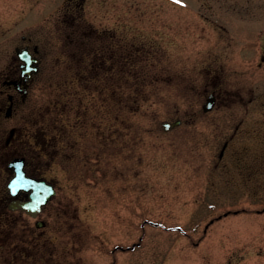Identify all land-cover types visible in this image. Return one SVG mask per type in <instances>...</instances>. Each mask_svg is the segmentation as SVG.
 Segmentation results:
<instances>
[{
  "label": "rangeland",
  "instance_id": "rangeland-1",
  "mask_svg": "<svg viewBox=\"0 0 264 264\" xmlns=\"http://www.w3.org/2000/svg\"><path fill=\"white\" fill-rule=\"evenodd\" d=\"M22 36L49 44L28 110L57 102L70 148L33 159L55 212L38 238L0 223V264H264V0H0V44ZM127 44L131 64L110 59ZM65 45L87 62L103 47L101 76ZM6 158L0 218L19 216Z\"/></svg>",
  "mask_w": 264,
  "mask_h": 264
},
{
  "label": "flooded vegetation",
  "instance_id": "flooded-vegetation-1",
  "mask_svg": "<svg viewBox=\"0 0 264 264\" xmlns=\"http://www.w3.org/2000/svg\"><path fill=\"white\" fill-rule=\"evenodd\" d=\"M47 48H49V44H34L30 38H25L24 36L20 37L17 41H9V44H0V150L4 151V154L7 157L6 160L9 159L4 170L11 173L9 177L11 178L13 173L8 166L13 160H18L22 165L25 177L36 181H43L50 185L55 192L51 199L43 207H41L39 212L35 214V217L27 215L20 209H8V205L12 200L25 202L28 199V192L18 190L14 197L7 196L5 204L6 213L11 215L17 213L19 216L0 218V223H8L9 225L18 224L19 229L21 228L30 231L37 238L38 236L41 237L43 231L50 225V223L42 219V214L47 213L46 208L49 206V219H52V212H55L52 200L57 195L58 187L55 180H48L42 177L41 174H39L41 171L39 163L36 162L33 165L32 161L33 159H36L40 162L41 160L48 159L47 162L49 163L47 164H51L55 157L60 155L59 153L68 156L66 151L70 148L69 137L71 134L67 129L68 122L64 123L62 121V112L55 111V108L59 107L57 102L53 101L51 104H48V107L50 108L43 115L46 117L48 115L47 113L52 112L50 113L52 119L50 118L46 120V118L41 117L42 119L35 120L34 116L32 117L31 112L28 110V103L34 96V83L36 78L43 72L42 64L45 61V49ZM51 48L53 49V44H51ZM66 48L67 47L65 45L62 52H64L63 54L66 59V64H71V61L76 56L71 57L74 53L70 52L69 49ZM257 48L259 50L258 69H260L264 64L263 40L258 42ZM101 49L104 48H95L91 51L92 56L89 55L92 58L91 62L86 61L85 54H81V56L80 53L77 54L76 62L80 65L86 66L87 69L90 68L91 70L88 73L83 72L82 74L87 76L88 81L95 78L98 79L101 76L100 72L102 64L109 60L108 57L105 56V52H102ZM109 53L110 59L116 53L115 56H117V61L124 60L125 64H131L133 62V44L132 46H128L127 44L125 50L121 53H118V51L114 52L113 49L110 48ZM89 64L90 67H87ZM74 79L77 80L78 78ZM208 95L213 96V107H215V95L212 93ZM259 98V124L260 127L261 125L264 127V116L261 117V113L262 115L264 114V94H260ZM259 167H262L261 163L259 164ZM57 218L59 217H53V219ZM25 220L26 223L24 224L26 225L23 226L22 223L25 222ZM27 221L33 223L34 229ZM36 223H39L40 226L37 227ZM35 231L42 233L35 235Z\"/></svg>",
  "mask_w": 264,
  "mask_h": 264
},
{
  "label": "water",
  "instance_id": "water-1",
  "mask_svg": "<svg viewBox=\"0 0 264 264\" xmlns=\"http://www.w3.org/2000/svg\"><path fill=\"white\" fill-rule=\"evenodd\" d=\"M213 105H214V98L212 95H209L206 98L205 103L202 105V111L207 112V111L211 110ZM179 123H180L179 120H176L174 122H163L162 128L164 131H168V130L172 129L173 127L179 125ZM225 145L226 144L223 145V149H224ZM221 154H222V152H220L219 156H221ZM9 168L11 170H13L15 175H16L14 178H12L10 180V182L7 185L8 189L10 190V194L14 195L15 188L18 187V184L21 181L25 182V183L27 182L26 187H28V186L32 187V188H30L32 190V193L30 192L28 201H26V202L12 201L9 204L8 208L11 210L22 209L27 214L34 217L36 212L39 211L41 205H43L44 203H46L50 199L51 195L53 194V190L50 187H47L43 183H40V182L25 181L23 179L21 180V178H23V176H22L23 173L20 170L21 166L16 161L11 162L9 164ZM40 224L36 223V226H40Z\"/></svg>",
  "mask_w": 264,
  "mask_h": 264
},
{
  "label": "trees",
  "instance_id": "trees-1",
  "mask_svg": "<svg viewBox=\"0 0 264 264\" xmlns=\"http://www.w3.org/2000/svg\"><path fill=\"white\" fill-rule=\"evenodd\" d=\"M137 47L136 45H133V47ZM139 57V56H138ZM135 59H137V57H135ZM137 60H139V59H137ZM135 72H136V69H135ZM135 80L138 82L139 81V72H137L136 74H135ZM137 82H135L134 84L136 85V86H134V88H136L137 87V84L139 83H137ZM137 89V88H136Z\"/></svg>",
  "mask_w": 264,
  "mask_h": 264
}]
</instances>
